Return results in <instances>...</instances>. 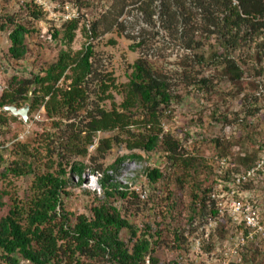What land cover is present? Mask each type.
<instances>
[{"label":"trees","instance_id":"obj_1","mask_svg":"<svg viewBox=\"0 0 264 264\" xmlns=\"http://www.w3.org/2000/svg\"><path fill=\"white\" fill-rule=\"evenodd\" d=\"M95 1L90 0L92 6ZM104 2L100 10H96L90 26L82 27L87 38L82 49L75 52L70 49L80 22L79 18H71L65 21L63 28L53 30L52 36L65 45L57 59L28 76L13 75L0 94V125L9 120L10 111L5 106L20 107L26 103L31 111L43 109L52 123L51 130L43 133L35 145L14 146L15 158L0 173L29 179L27 196L10 195V207L0 216L2 264H21L22 261L31 264H94L93 261L158 264L153 253L161 231L152 233L150 225H146L145 230L139 232L111 200L138 197L134 190L128 191L114 180L121 164L134 155L119 156L108 166L102 162L91 163L95 156L104 158L116 142H125L130 150L146 152L160 146L168 159L181 169H187L191 163L181 143L165 131L162 124V110L171 104L174 90L165 70L146 55V50L154 44L148 35L157 28L155 33L161 32L162 37L171 39L185 53H192L199 63L184 64L182 76L187 79L194 76L205 87L211 83V78L197 65L214 64L221 68L223 77L234 83L245 72L240 63L245 53H255L256 59L264 60V0ZM24 9L34 20L44 17L42 9L31 1L19 10L3 13L0 18V29L9 34L8 56L15 60L25 59L27 36L33 32L24 21ZM137 25H142L139 33L126 36L132 41L130 48L141 54L129 66L128 81L118 83L113 70L104 67L94 41L104 33L124 34L127 28L135 29ZM110 42L114 44L116 40ZM205 46L209 47L208 56L203 54ZM114 92L123 95L120 102L115 100ZM106 101H110L109 107ZM112 131L126 137L119 139L118 135H112L95 141L98 133ZM95 143L94 153H91L90 146ZM241 160L249 165V157ZM88 168L99 174L103 200L91 207L88 214L72 215L64 207V197L70 195L68 186L73 176L81 183ZM146 175L152 183L164 179L159 168H146ZM176 180L182 182L183 178ZM4 195L6 192L0 189V207L5 205ZM202 198L199 192L192 193L195 208L189 224L200 209L206 208ZM173 208L169 206L168 211L172 212ZM211 214L216 216L218 210L211 207ZM123 230L129 232L127 240L121 236ZM183 236L180 228L174 231L175 242L181 243ZM244 250H241V259L230 264H254L255 249H247L245 253Z\"/></svg>","mask_w":264,"mask_h":264},{"label":"rangeland","instance_id":"obj_2","mask_svg":"<svg viewBox=\"0 0 264 264\" xmlns=\"http://www.w3.org/2000/svg\"><path fill=\"white\" fill-rule=\"evenodd\" d=\"M31 1L42 9L44 17L34 20L25 9L22 10L24 21L33 28V32L27 36L28 53L25 59L15 60L8 56L9 34L0 29V94L13 75L28 76L57 59L65 45L59 38L52 36L53 30L63 28L65 21L71 18H79L80 22L70 49L74 52L82 49L87 42L82 27L85 24L90 26L96 10H100L106 0H96L94 6L90 0H0V18L3 13L19 10ZM141 27L127 28L124 34L116 31L104 33L94 41L95 50L103 57L104 67L113 70L118 83L128 81L129 66L141 54L130 48L132 41L126 35H137ZM156 29L148 35L154 44L146 50V55L158 68L165 70L174 90L171 104L162 110V124L165 131L181 143L182 151L191 163L187 169H181L168 159L160 146L152 152H146L141 149L130 150L125 142L114 143L104 158L95 156L91 163L96 165V162H102L108 166L119 156L134 155L121 164L114 180L126 190H134L138 197H114L111 200L120 208L123 216L137 226L139 232L144 231L146 225H150L152 233L161 231L153 253L159 260L158 264H224L223 260H216V254L219 253L216 247L221 246L237 226L240 228L243 225L237 220L233 222L228 211L217 219L211 214V207L215 210L218 202L223 201L228 210L227 203L231 197L221 183L232 180L235 175L254 165L264 150V60L256 59L255 53H245L240 60L245 72L234 83L223 77L221 68L214 64L197 65L204 75L211 78V83L205 87L194 76L190 79L182 76L184 64L199 63L192 53H185L171 39L162 37L161 32L155 33ZM112 39L116 43L111 44ZM208 50L209 47L205 46V56L210 55ZM114 96L117 102L123 99V95L118 92H114ZM105 105L109 107L110 101H106ZM11 115L14 114H8L6 124L0 125V173L15 158L14 146L35 145L43 133L52 127L43 109L34 112L29 107V122L19 115H14L16 118ZM112 135H118L119 139L126 137L125 134L112 131L98 133L95 141ZM95 147L96 143L90 146L91 153H94ZM216 157L224 159L225 163H219ZM244 157L250 158L248 166L241 160ZM146 168H159L164 173V179L150 182ZM98 177L99 174H94L92 168L86 170L81 183L77 176H73L68 186L70 195L64 197L63 202L67 212L72 215L88 214L91 207L102 202L104 194ZM178 177H182L183 181H177ZM28 186L29 179L24 176L0 174V189L6 192L0 216L6 214L10 207V195L24 198ZM237 190L257 205L264 220V176L258 181L244 183ZM194 191L202 195L207 206L204 210L200 209L196 219L189 224L188 219L195 208L192 205ZM169 206L174 207L172 212L168 211ZM214 219H217V223L211 224ZM178 228L184 234L181 243L174 239V231ZM121 236L127 240L129 232L123 230ZM245 247L244 253L247 249H255L254 264L264 263V239L256 237L248 241ZM101 262L93 261L94 264ZM21 264L31 263L22 261Z\"/></svg>","mask_w":264,"mask_h":264},{"label":"built area","instance_id":"obj_3","mask_svg":"<svg viewBox=\"0 0 264 264\" xmlns=\"http://www.w3.org/2000/svg\"><path fill=\"white\" fill-rule=\"evenodd\" d=\"M219 163L224 164V159L216 157ZM264 176V150L254 165L247 168L235 175L230 181L221 183V186L228 189L230 200L228 201V210H226V203L223 201L218 202V214L217 219L224 216L228 211L232 220H237L243 227L236 228L232 231L227 239L216 247L219 253L216 254V260H223L224 264H230L231 262H237L241 259V250L246 246V243L250 240H254L256 237L264 239V220L261 216V211L257 205L247 199L246 195H240L237 188L248 183L249 181H258ZM240 195L236 196V195ZM215 197V194H213ZM217 219H214L211 224H216Z\"/></svg>","mask_w":264,"mask_h":264},{"label":"water","instance_id":"obj_4","mask_svg":"<svg viewBox=\"0 0 264 264\" xmlns=\"http://www.w3.org/2000/svg\"><path fill=\"white\" fill-rule=\"evenodd\" d=\"M29 103H26L24 107H17L16 105H7L5 109L13 113L14 115L21 116L25 122H29Z\"/></svg>","mask_w":264,"mask_h":264}]
</instances>
